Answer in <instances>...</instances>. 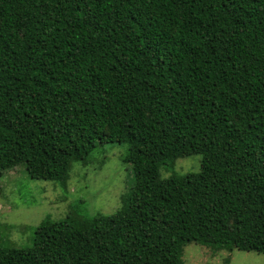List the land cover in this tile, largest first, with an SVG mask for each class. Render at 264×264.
Here are the masks:
<instances>
[{"label": "trees", "instance_id": "1", "mask_svg": "<svg viewBox=\"0 0 264 264\" xmlns=\"http://www.w3.org/2000/svg\"><path fill=\"white\" fill-rule=\"evenodd\" d=\"M111 143L133 175L120 206L45 217L0 264L264 254V0H0V176L64 188Z\"/></svg>", "mask_w": 264, "mask_h": 264}, {"label": "rangeland", "instance_id": "2", "mask_svg": "<svg viewBox=\"0 0 264 264\" xmlns=\"http://www.w3.org/2000/svg\"><path fill=\"white\" fill-rule=\"evenodd\" d=\"M125 144H106L95 150L86 165L74 163L65 187L51 181L33 180L23 165L0 176V248H27L34 228L45 218L62 220L69 211L82 215H109L119 206L120 197L133 187L131 166L122 161ZM199 155L175 160L171 171L160 170L159 178L199 169ZM183 264H264V254L233 249L212 252L189 243L183 247Z\"/></svg>", "mask_w": 264, "mask_h": 264}]
</instances>
